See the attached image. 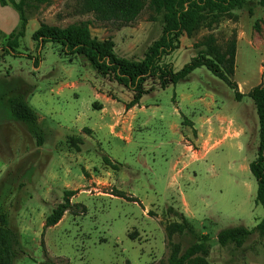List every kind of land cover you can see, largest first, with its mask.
Listing matches in <instances>:
<instances>
[{
    "label": "rangeland",
    "instance_id": "obj_1",
    "mask_svg": "<svg viewBox=\"0 0 264 264\" xmlns=\"http://www.w3.org/2000/svg\"><path fill=\"white\" fill-rule=\"evenodd\" d=\"M80 4V0L33 4L16 53L7 43L19 28V14L12 5H0V215L6 216L11 232L14 264H164L171 243L183 252L205 234L210 238L209 254L190 264H264V237L258 232L241 246L218 242L221 231L252 229L264 218L263 207L255 202L257 181L249 167H241L254 161L259 150L260 124L253 100L245 96L237 101L234 91L206 68L180 83L181 90L197 98L206 92L214 95L219 108L235 113L246 129L241 140L227 141L205 160L198 154L200 145L190 139L161 143L165 137L161 129L145 131L130 145L107 128L94 132L90 128L100 118L94 90L122 101L127 89L99 75L81 56L71 61L58 44L39 48L33 34L43 24L65 28L84 21L93 36L114 40L119 57L138 61L161 37L164 25L149 0L139 17L122 28L99 22L93 14H79ZM209 35L220 46L236 41L233 80L241 93L264 85V6L259 0H249L211 29L184 33L179 48L164 62L181 70ZM156 88L150 81L146 84L149 93ZM156 95L146 100L158 98L167 116L175 92L170 88ZM17 96L38 113L34 126L14 120L9 100ZM39 140L43 146H38ZM178 175L182 178L176 182ZM66 199L83 205L86 212H66L47 228V219ZM183 214L194 234L176 229Z\"/></svg>",
    "mask_w": 264,
    "mask_h": 264
},
{
    "label": "trees",
    "instance_id": "obj_2",
    "mask_svg": "<svg viewBox=\"0 0 264 264\" xmlns=\"http://www.w3.org/2000/svg\"><path fill=\"white\" fill-rule=\"evenodd\" d=\"M47 0H0L2 7L12 5L19 14V28L10 33L7 48L16 53L20 41L25 37L28 26L27 11L33 4H43ZM79 14H93L99 22H110L122 28L135 21L145 9L147 0H80ZM249 0H149L150 7L156 14L162 16L163 32L161 37L149 47L142 60H131L119 57L113 39L100 40L91 33L90 25L81 21L68 25L65 28L43 24L33 34V40L38 46L48 43L58 44L62 55L72 59L81 56L86 59L96 72L102 77L110 78L117 84L132 92L134 97L128 107L138 104L141 98L149 93L146 84L150 81L160 89L176 86L187 79L191 73L199 68H206L215 77L222 80L235 93V99L241 101L245 96L251 98L256 106L260 124V144L257 158L250 163V171L257 181L258 190L255 202L264 209V85H258L245 95L240 92L238 84L233 80L236 71L237 43L232 40L220 46L214 35L204 38L197 46L202 49L181 70H175L173 64L165 63V57L179 48L184 33L188 36L202 28L211 29L220 22V19L231 15L236 9L247 5ZM264 6V0H259ZM40 62L35 61L37 67ZM14 120L35 125L39 115L29 102L22 96L9 100ZM41 139V137H39ZM38 141V146H43ZM107 164H109L108 160ZM116 192L117 197L137 202L133 197ZM71 193V192H67ZM73 194V192L71 193ZM86 208L80 204H73L66 199L60 203L49 216L46 227L56 225L66 212ZM182 224H177L178 232L188 230L194 234L195 229L188 219L181 215ZM264 237V218L254 228H228L218 234L221 246L234 244L241 246L244 241L257 233ZM210 238L208 235L199 237L197 243L181 252L179 246L171 243L168 260L164 264H190L194 258L207 257L209 254ZM16 253L11 245V232L6 227V216L0 215V264H14ZM129 264V263H128Z\"/></svg>",
    "mask_w": 264,
    "mask_h": 264
},
{
    "label": "crops",
    "instance_id": "obj_3",
    "mask_svg": "<svg viewBox=\"0 0 264 264\" xmlns=\"http://www.w3.org/2000/svg\"><path fill=\"white\" fill-rule=\"evenodd\" d=\"M2 30L3 24H0V31L3 32ZM191 74L182 82L189 80ZM180 83L170 87L175 92V104L168 113V117L161 108L158 98L155 100H146V98L157 96L156 94L161 90H170L169 87L163 90L157 86L155 90L143 96L138 104L131 107L128 105L134 95L125 89L126 99L122 101L99 90H94L93 104L100 102V106L96 108L100 111V118L93 128H89L94 132L96 129L107 128L109 134L117 136L116 138L125 142L126 145L132 144L137 137L141 138L145 131L161 129L165 135L161 143L166 142L170 145L177 138L181 143L185 138L190 139L200 145L198 154L203 160L228 145L227 141H238L245 136L246 129L238 121L237 115L222 107L219 108L214 95L206 92L197 98L189 90H181ZM183 118L185 119L184 125ZM160 124L161 126H158ZM240 147L243 148L242 143ZM250 163L251 161L244 163L241 166L242 169H248ZM180 178L182 175H178L175 181L177 182ZM185 205L188 204L185 202Z\"/></svg>",
    "mask_w": 264,
    "mask_h": 264
}]
</instances>
